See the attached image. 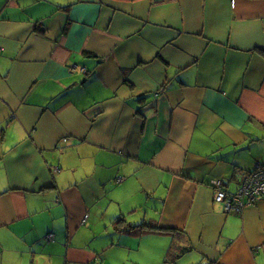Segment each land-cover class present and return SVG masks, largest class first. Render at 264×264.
Instances as JSON below:
<instances>
[{"label":"crops","instance_id":"0c3cea01","mask_svg":"<svg viewBox=\"0 0 264 264\" xmlns=\"http://www.w3.org/2000/svg\"><path fill=\"white\" fill-rule=\"evenodd\" d=\"M259 164L264 0H0V264H264Z\"/></svg>","mask_w":264,"mask_h":264},{"label":"built area","instance_id":"2783aa9c","mask_svg":"<svg viewBox=\"0 0 264 264\" xmlns=\"http://www.w3.org/2000/svg\"><path fill=\"white\" fill-rule=\"evenodd\" d=\"M66 140L67 138H64V141ZM122 179L118 177L116 181L119 182ZM211 186L215 201L222 203L225 212H239L246 205L264 196V164H259L246 172L234 192L227 191L219 178L213 179ZM87 216L88 214H85L82 218L83 223L87 221ZM51 236L52 234L48 233L46 240L51 239Z\"/></svg>","mask_w":264,"mask_h":264},{"label":"rangeland","instance_id":"374dc122","mask_svg":"<svg viewBox=\"0 0 264 264\" xmlns=\"http://www.w3.org/2000/svg\"><path fill=\"white\" fill-rule=\"evenodd\" d=\"M119 253L120 254V264H154L150 260L151 250L150 249H143L141 251H136L133 248L129 250L128 248L120 247ZM108 258L104 260L106 261L105 264H111V260L109 258V253L107 255ZM136 261V262H135ZM118 263V264H119Z\"/></svg>","mask_w":264,"mask_h":264},{"label":"trees","instance_id":"16d2710c","mask_svg":"<svg viewBox=\"0 0 264 264\" xmlns=\"http://www.w3.org/2000/svg\"><path fill=\"white\" fill-rule=\"evenodd\" d=\"M153 228H155V225L153 223L141 222V223H136V224L127 226L125 229L127 231H132V232H142L143 229L149 230V229H153ZM178 255H179V253L175 251L174 246L173 245L170 246V248L168 249L167 254H166L165 262L173 260L174 257H177Z\"/></svg>","mask_w":264,"mask_h":264}]
</instances>
